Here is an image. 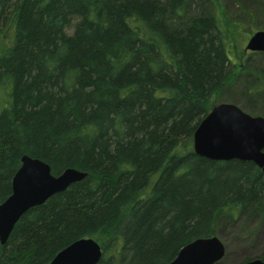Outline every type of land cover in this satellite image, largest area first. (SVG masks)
Segmentation results:
<instances>
[{
    "label": "trees",
    "instance_id": "1",
    "mask_svg": "<svg viewBox=\"0 0 264 264\" xmlns=\"http://www.w3.org/2000/svg\"><path fill=\"white\" fill-rule=\"evenodd\" d=\"M187 13L188 0H0V203L24 155L88 174L19 218L0 264H49L85 238L97 264L166 263L221 222L264 223L260 168L193 153L243 68L225 19Z\"/></svg>",
    "mask_w": 264,
    "mask_h": 264
},
{
    "label": "water",
    "instance_id": "2",
    "mask_svg": "<svg viewBox=\"0 0 264 264\" xmlns=\"http://www.w3.org/2000/svg\"><path fill=\"white\" fill-rule=\"evenodd\" d=\"M246 51L264 54V31L248 40ZM194 130L193 153L214 162L232 160L255 164L264 174V118L249 116L235 105L218 103ZM11 181V193L0 203V243L5 245L15 224L28 210L88 176L73 168L53 175L50 166L26 155ZM225 246L216 236L194 239L181 247L173 260L157 264H215ZM103 252L97 241L79 239L57 253L49 264H97ZM239 264H264L261 258Z\"/></svg>",
    "mask_w": 264,
    "mask_h": 264
},
{
    "label": "rangeland",
    "instance_id": "3",
    "mask_svg": "<svg viewBox=\"0 0 264 264\" xmlns=\"http://www.w3.org/2000/svg\"><path fill=\"white\" fill-rule=\"evenodd\" d=\"M189 13L215 12L229 24L231 34L230 68L241 66L237 78L226 87L218 102L230 103L249 116L264 118V54L246 52L249 38L264 31V0H188ZM216 237L225 246L222 260L216 264H239L261 258L264 252V223L236 217L221 222Z\"/></svg>",
    "mask_w": 264,
    "mask_h": 264
}]
</instances>
